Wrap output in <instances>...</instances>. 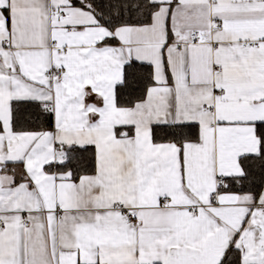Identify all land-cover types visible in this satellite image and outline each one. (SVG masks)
I'll list each match as a JSON object with an SVG mask.
<instances>
[{"label": "snow or ice", "instance_id": "snow-or-ice-1", "mask_svg": "<svg viewBox=\"0 0 264 264\" xmlns=\"http://www.w3.org/2000/svg\"><path fill=\"white\" fill-rule=\"evenodd\" d=\"M0 264H264V0H0Z\"/></svg>", "mask_w": 264, "mask_h": 264}]
</instances>
